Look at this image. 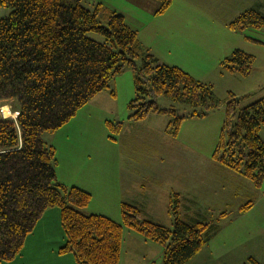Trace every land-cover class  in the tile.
I'll return each mask as SVG.
<instances>
[{
  "label": "trees",
  "instance_id": "1",
  "mask_svg": "<svg viewBox=\"0 0 264 264\" xmlns=\"http://www.w3.org/2000/svg\"><path fill=\"white\" fill-rule=\"evenodd\" d=\"M81 1L0 0V7L9 10L0 19V102L14 101L19 113L16 120L0 119V260L15 258L45 211L58 207L66 236L60 253H73L79 264H119L124 227L164 245L162 264H187L217 235L219 220L183 219L179 194L170 203L174 229L142 219L141 210L127 203L122 205L123 223L86 214L82 209L90 204L92 194L58 180L56 149L43 134L64 126L94 97L109 90L110 82L128 67L134 73L136 92L129 104L134 111L131 119L170 114L167 131L174 137L183 120L208 116L220 101L212 85L178 66L161 63L124 14L102 3L91 10ZM157 1V13H163L173 0ZM262 7L241 13L230 28L264 30ZM254 61L253 55L237 49L222 66L247 76ZM160 97L193 110L179 116L175 105L161 108ZM244 99L231 93L225 102L226 117L214 157L261 186L264 97L241 106ZM121 127L119 123L116 129ZM226 216L224 212L219 219Z\"/></svg>",
  "mask_w": 264,
  "mask_h": 264
},
{
  "label": "rangeland",
  "instance_id": "2",
  "mask_svg": "<svg viewBox=\"0 0 264 264\" xmlns=\"http://www.w3.org/2000/svg\"><path fill=\"white\" fill-rule=\"evenodd\" d=\"M263 2L173 0L167 10L157 13V0L81 1L91 10L102 3L124 14L161 63L178 66L212 85L220 101L219 108L208 116L183 120L174 137L167 131L173 119L170 114L151 113L144 120L131 119L134 111L129 104L136 92L134 73L128 67L110 82L109 90L98 94L64 126L56 132H45L44 141L56 149L58 180L67 187L87 186L92 194L90 204L82 209L84 213L123 223L122 205L127 203L141 210L142 219L174 229L167 221L171 215L169 202L179 194L183 219L219 220L220 225L217 235L187 264H264V180L256 186L214 157L230 94L245 97L241 106L264 97V30L230 28L241 13ZM90 36L102 40L98 34ZM237 49L254 56L252 72L247 76L222 66ZM157 103L166 109L175 105L179 116L193 110L166 97H160ZM17 116L14 101L0 102V119L16 120ZM119 123L122 127L117 130ZM260 135L264 137V128ZM135 171L149 172L145 183L148 196L140 188L131 187L143 181ZM122 184H129L131 191ZM249 202L251 209L242 212L241 207ZM224 212L227 216L219 219ZM57 217L49 213L39 220L21 252L0 264H79L73 253H60L66 240L60 214ZM164 254V245L124 227L119 264H162Z\"/></svg>",
  "mask_w": 264,
  "mask_h": 264
},
{
  "label": "crops",
  "instance_id": "3",
  "mask_svg": "<svg viewBox=\"0 0 264 264\" xmlns=\"http://www.w3.org/2000/svg\"><path fill=\"white\" fill-rule=\"evenodd\" d=\"M264 4V2L261 4H259L258 5V8H261V5H263ZM9 14V10L8 9H6V8H2V7H0V19L1 18H3V17H5V16H7ZM141 39V38H140ZM147 46V45H146ZM148 47V46H147ZM153 51V50H152ZM155 54V53H154ZM160 60V59H159ZM98 96V95H97ZM95 98V97H94ZM262 139H264V137L262 136ZM58 165H59V163H58ZM116 166H117V170H118V162L116 161L115 162V168H116ZM58 167V166H57ZM119 171V170H118ZM135 173H137L139 176H143L142 178H143V181L141 182L140 180H139V182H137L136 184H137V186H135V185H132L131 187H133V188H140L141 189V191H142V193H145L146 194V196H148V194L149 193H146V188L148 187L147 185H145V183L147 182V180H148V176H149V172L148 173H141V172H139V171H135ZM237 173V172H236ZM239 174V173H238ZM57 175H58V173H57ZM115 177H116V180H117V178H118V172L117 173H115ZM141 178V179H142ZM64 181V180H63ZM88 182V181H87ZM121 182L122 183H125V181L124 180H121ZM64 183V182H63ZM89 183V182H88ZM82 185V184H81ZM89 185H91V184H89ZM127 185H129V184H127ZM127 185L126 184H122V188H125V190L126 191H131L130 190V188H128L127 187ZM83 186V185H82ZM81 186V187H82ZM85 187H87V186H83V189H85L86 191H88ZM145 190V191H144ZM90 192V191H89ZM172 192H174V191H172ZM171 192V193H172ZM171 193L169 194V197L171 196ZM171 200H172V197H171V199H170V202H169V204L171 203ZM249 203H251V202H249ZM248 203V204H249ZM135 204V203H134ZM248 204H246V205H248ZM254 204V203H253ZM253 206V205H252ZM251 206V207H252ZM244 207V206H243ZM243 207H241V209L243 208ZM251 207L248 209V210H250L251 209ZM58 208V207H57ZM60 209V208H59ZM240 209V210H241ZM53 210H56V207H53V208H49V209H47L46 211H45V213L43 214V216L40 218V221L41 220H43L45 217H47L48 215H49V213L50 214H53V216L56 218L57 217V215H59L60 214V219H61V210L60 211H58V210H56L57 211V215H54V213H52L53 212ZM58 218V217H57ZM153 221V220H152ZM167 221H169V223H172V225H173V217H171V215H169V217H168V219H167ZM39 222V221H38ZM157 223H159V222H157ZM62 224V223H61ZM161 224V223H160ZM168 225V224H167ZM63 227V226H62ZM35 230V229H34ZM29 235H31V234H29ZM28 235V236H29ZM144 238V237H143ZM64 239L66 240V236H64ZM64 239H63V241H64ZM145 239V238H144ZM66 254H68V253H66ZM66 254H61V255H66ZM0 261H5V260H0Z\"/></svg>",
  "mask_w": 264,
  "mask_h": 264
}]
</instances>
